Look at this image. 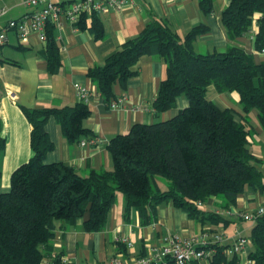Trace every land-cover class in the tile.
Here are the masks:
<instances>
[{"label": "trees", "instance_id": "16d2710c", "mask_svg": "<svg viewBox=\"0 0 264 264\" xmlns=\"http://www.w3.org/2000/svg\"><path fill=\"white\" fill-rule=\"evenodd\" d=\"M200 7L210 13L213 0H200ZM256 13L261 16L255 45L261 51L264 0H230L222 12V22L234 40L250 30ZM89 15L92 23L87 27ZM77 24L96 38L105 35L99 13H83ZM207 29L205 24L195 25L181 39L165 20L153 18L138 36L125 41L103 64L88 70L108 103L116 98L115 85L126 88L135 76V65L142 55H159L166 62L167 74L153 100L155 112L173 108L178 96L189 100V105L170 119L136 123L128 133L113 136L107 145L113 158L112 171L92 170L84 176L73 166L45 159L54 148L45 128L50 116L55 117L68 141L94 138L85 124L90 115L88 101L62 107H22L31 125L33 155L13 171L10 189L0 193V264H41L53 250L59 225L63 230L71 228L86 213L82 229L102 230L118 191L125 195L126 212L138 210L143 225L154 223L157 208L166 202L201 224L226 225V216L200 206L211 196L221 195L229 206L247 189L264 190V174L248 142L253 128L237 122L231 109H220L206 97L209 85L220 93L238 92L244 111L257 109L264 128V62L257 63L251 53L237 45L225 51L197 53L194 42ZM45 44L42 54L49 71L56 73L61 60L55 25L48 29ZM5 145L0 118V153ZM157 177L168 181L166 189ZM251 221L250 258L254 264H264V213ZM206 247L215 249L210 255L212 264H238V253L228 258L231 246L216 242ZM165 258L162 264H175L171 256Z\"/></svg>", "mask_w": 264, "mask_h": 264}, {"label": "crops", "instance_id": "0c3cea01", "mask_svg": "<svg viewBox=\"0 0 264 264\" xmlns=\"http://www.w3.org/2000/svg\"><path fill=\"white\" fill-rule=\"evenodd\" d=\"M23 1L0 0V7L8 9L0 25H4L8 19L20 18L29 11ZM55 1L67 3L74 0ZM229 2L213 0L212 11L205 13L200 7V0H129L120 9L110 8L99 13L105 29L102 38H96L88 28L75 31L71 24L63 23L61 27H55L61 60L56 73L49 71L48 61L42 54L45 43L36 36L21 42L14 31L8 30L7 42L0 45V118L2 135L6 139L5 148L0 153V193L10 189L13 171L33 155L31 125L22 107L76 104L79 102L77 85L93 94L88 101L90 115L85 124L93 131L96 143H91V138L81 139L87 141L86 145L80 144L81 140L68 141L54 116L47 119L45 126L54 144V148L46 154V161L63 162L85 176L92 170H113V158L107 148L113 136L128 133L136 123L170 119L189 105L186 97L178 96L173 108L159 114L155 112L153 100L167 74L166 62L159 55H142L135 65L137 72L126 88L119 83L115 85L116 97H126L123 107L111 108L88 75L91 67L103 64L125 41L138 36L153 18L165 20L181 39L195 25L205 24L207 31L194 42L197 53L225 51L237 45L251 53L257 63L264 62V53L255 45L257 20L261 14H255L248 32L233 40L227 35L222 22V12ZM85 22L90 27L92 16H87ZM206 97L220 109H231L237 122H244L253 128L248 136L249 147L264 174V128L258 110L245 112L238 92L220 93L214 85L207 87ZM262 204L264 190L259 189H247L239 195L236 204L229 206L222 197H209L200 207L226 216L229 223L223 225L210 222L201 224L184 210L166 202L157 208L156 221L143 225L138 210L131 208L126 212L125 195L118 191L102 230L87 232L82 229L89 213L79 218L71 228L63 230L59 225L52 240L53 250L47 253L41 264H55L56 260V264H91L97 261L110 264L114 259L119 264H139L140 258H150L148 264H162L166 261L162 254V239L167 236L184 239L219 233L225 237L221 244L231 246L240 236L250 238L254 225L239 218L232 210L254 212ZM122 237L128 238L132 245L128 246L121 240ZM251 250L252 244H249L243 252L238 253V264H254L250 258ZM214 252L215 249L212 250ZM227 255L229 259L233 256L228 251ZM199 264L212 263L209 257L201 259Z\"/></svg>", "mask_w": 264, "mask_h": 264}, {"label": "built area", "instance_id": "2783aa9c", "mask_svg": "<svg viewBox=\"0 0 264 264\" xmlns=\"http://www.w3.org/2000/svg\"><path fill=\"white\" fill-rule=\"evenodd\" d=\"M129 0H74L68 3H59L55 0H24L23 5L29 11L20 18H11L4 25H0V45L7 42V31H14L21 42H27L31 36L43 42H47L48 29L51 25L61 27L63 23H69L75 31L81 30L77 24L83 13H102L110 8L120 9ZM8 12V9L0 7V20ZM264 53V49L261 50ZM79 100L89 101L93 94L86 88L77 85ZM126 97L120 96L111 98L108 105L111 108L123 107ZM96 138H91V143H96ZM80 144L86 145V140H81ZM235 214L244 220H254L258 215L264 213V204H262L254 212L232 210ZM225 239L223 234L215 233L212 235L203 234L200 237L179 238L177 236H167L162 239V254L171 256L175 264H199L203 258H209L213 249L206 246L216 242H222ZM122 241L128 246L132 242L122 237ZM251 243V239L245 236H240L236 239L231 247L228 248L229 253L243 252ZM150 258H140L139 264H148ZM116 259L110 264H119ZM91 264H108L106 262L97 261Z\"/></svg>", "mask_w": 264, "mask_h": 264}, {"label": "rangeland", "instance_id": "374dc122", "mask_svg": "<svg viewBox=\"0 0 264 264\" xmlns=\"http://www.w3.org/2000/svg\"><path fill=\"white\" fill-rule=\"evenodd\" d=\"M157 181H158V183H159V185L161 186V188H163V189H166V187H167V180L165 179V178H163V177H157ZM219 197H222L221 195H219ZM223 198V197H222ZM247 222H249L250 224L251 223H253V221H247ZM248 223V224H249Z\"/></svg>", "mask_w": 264, "mask_h": 264}]
</instances>
